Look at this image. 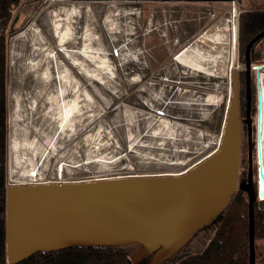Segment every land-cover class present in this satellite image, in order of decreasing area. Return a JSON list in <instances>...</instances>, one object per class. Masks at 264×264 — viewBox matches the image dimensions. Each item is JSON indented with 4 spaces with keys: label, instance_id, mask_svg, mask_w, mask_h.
Masks as SVG:
<instances>
[{
    "label": "rangeland",
    "instance_id": "1",
    "mask_svg": "<svg viewBox=\"0 0 264 264\" xmlns=\"http://www.w3.org/2000/svg\"><path fill=\"white\" fill-rule=\"evenodd\" d=\"M72 8L77 10L74 36L65 45L82 49L90 22V44L106 51L113 73L101 68L98 59L89 64L100 75L86 76L59 46L54 11L65 18ZM254 9H264V0H23L8 37V184L180 173L215 153L232 99L234 63L240 62L239 45L234 50L228 37L220 35L221 22L228 18L238 25L239 14ZM201 34L219 38L201 43ZM196 45L223 55L215 62L202 60L210 70L199 61L177 59L187 46ZM64 69L89 94L83 116L65 132L49 99ZM157 109L174 117L159 115ZM33 168L37 176L31 177L27 173ZM246 173L247 165L244 178ZM218 224L219 219L199 231L180 253L203 250ZM138 247L133 245V252ZM255 253L256 264H264V239L257 240Z\"/></svg>",
    "mask_w": 264,
    "mask_h": 264
},
{
    "label": "water",
    "instance_id": "2",
    "mask_svg": "<svg viewBox=\"0 0 264 264\" xmlns=\"http://www.w3.org/2000/svg\"><path fill=\"white\" fill-rule=\"evenodd\" d=\"M247 44L249 81L252 46ZM261 66L256 67L259 69ZM261 101V93H260ZM238 70L220 150L180 174H143L87 181L8 184L6 189V254L17 264L36 252L72 246L139 245L134 263L162 264L180 253L191 239L222 219L238 185L240 165ZM250 122V121H249ZM258 117V188L264 202V163ZM244 190L249 199V264H256L252 173Z\"/></svg>",
    "mask_w": 264,
    "mask_h": 264
},
{
    "label": "trees",
    "instance_id": "3",
    "mask_svg": "<svg viewBox=\"0 0 264 264\" xmlns=\"http://www.w3.org/2000/svg\"><path fill=\"white\" fill-rule=\"evenodd\" d=\"M240 1V0H237ZM23 0H0V264H10L6 254V189L8 186V40L19 21L15 13ZM264 29V9L246 10L238 16L239 59L245 63L249 41ZM259 41H257L258 43ZM255 43L251 58L258 63L264 58ZM254 203L255 250L258 239H264V202L255 189ZM133 245L72 246L57 251L36 252L17 264H138L130 260ZM139 246V245H138ZM249 199L238 190L213 237L203 250L179 253L162 264H249Z\"/></svg>",
    "mask_w": 264,
    "mask_h": 264
},
{
    "label": "bare ground",
    "instance_id": "4",
    "mask_svg": "<svg viewBox=\"0 0 264 264\" xmlns=\"http://www.w3.org/2000/svg\"><path fill=\"white\" fill-rule=\"evenodd\" d=\"M76 12H77L76 8H72L71 10L66 12L67 16L64 18L60 16L58 12L54 11V15H55L53 19L54 30L56 31V34L59 39L58 40L59 46L72 59L74 65H76L79 68L80 72L84 73L86 76H99L100 75L99 73H95L96 69L90 68V64H89V61L98 62V59H100L101 68L103 69L107 68L110 71V73H113V70L110 67L111 65H110L109 58L107 57L106 51L104 49H101L98 52L97 50L93 49V47L90 44V40H92V37L94 36L93 30L91 28V24L89 25L90 22L87 23L88 25H86L85 27L82 49L75 51L65 45V41H68L74 36L73 21H74V14ZM219 31L222 37L225 36L224 29H220ZM207 37H211L214 41L219 38L218 36L216 37V35L214 34H209L203 37L204 40L207 41ZM50 52L52 53V56L55 57L54 51L50 50ZM220 54L223 55L221 52L217 50H215V52H207L203 48H201L199 45H196L182 52V54L178 55L177 58L181 62L189 63V64L193 60L195 62L199 61L197 65L199 66L201 65L202 66L201 68L203 69L206 68L207 70H210V67H205V64L202 63V60H207L208 62L209 60L210 62L212 60V62H215L217 56H219ZM37 65H38V61L33 60V66H37ZM48 70L46 69L44 72L46 77H48V74H49ZM58 77H59V84L57 86V92L52 93L51 95H49L50 97L49 96L48 97L51 100L52 106L56 105L60 128L62 129L63 132H65L66 129L73 130L75 128L76 121L80 120L81 117L83 116L84 109H85L84 105L86 106L87 104H89L88 99L86 98V96L89 98V94L87 93L88 91L85 92L81 90L79 81L75 80L73 75H71L68 72V69L60 70ZM263 80H264V75H263ZM260 93L262 94L261 96V102L263 103L262 109H264V85L262 86V92ZM52 110H53V107H52ZM163 123L165 124L164 121ZM165 125L170 127L169 123ZM261 125H262L261 135H262V144H263L262 154H263V163H264V111H263ZM100 132L102 133L103 131L100 130ZM33 142L32 143L27 142V144H29L32 147L33 145H35ZM17 160L19 162V158H17ZM34 168L29 170V173H27V175L30 174L32 177L33 176L32 170H34Z\"/></svg>",
    "mask_w": 264,
    "mask_h": 264
},
{
    "label": "flooded vegetation",
    "instance_id": "5",
    "mask_svg": "<svg viewBox=\"0 0 264 264\" xmlns=\"http://www.w3.org/2000/svg\"><path fill=\"white\" fill-rule=\"evenodd\" d=\"M197 40L198 41L200 40L201 43H204V39L200 36L198 37ZM191 44H193V42ZM257 46L262 48V53H263L262 55H264V36L259 40V42L257 43ZM188 48H191V47L187 46L183 51H181V53L178 52L179 55L182 54V52L186 51ZM253 60L254 59L251 58L249 81H248V74H247L246 59H245L244 64L239 62L240 67H241L238 71V97H239V108H240V112H239L240 114V165H239L238 185H237L236 192L241 189L244 190L243 186H246L249 180V172L251 171L252 179H253L254 170L256 173L255 174L256 187L258 188V167H259L258 117H259V112H260V104H261V109L263 107V103L260 101V92H262V86L264 85V80H263L264 73H261L264 71V58L261 59L260 62L258 63L254 62ZM258 66H261V67L257 69L256 67ZM148 83L151 84V83H158V82L149 81ZM137 92L139 91L137 90ZM164 93L166 95V91H164ZM137 96L139 98V93H137ZM137 104L140 105V102L137 101ZM139 110L140 108L137 107V112H139ZM263 111L264 109H262V116H263ZM163 116H167L171 118L174 117L173 115L167 112H165ZM261 131H262V128H261ZM218 150H220V147L215 152H217ZM189 161H190V158L188 157V160H185L184 164L189 163ZM201 161L202 160L192 162L191 164H189L187 168H185L184 171L180 173H184L188 171L190 168H192L193 166H195ZM245 165H247L246 178H244ZM180 173L164 171V172H154L150 174H169L171 175V174H180ZM140 175H143V174H140ZM257 188H256V193H257ZM247 197H248V193H247Z\"/></svg>",
    "mask_w": 264,
    "mask_h": 264
},
{
    "label": "built area",
    "instance_id": "6",
    "mask_svg": "<svg viewBox=\"0 0 264 264\" xmlns=\"http://www.w3.org/2000/svg\"><path fill=\"white\" fill-rule=\"evenodd\" d=\"M221 23L223 26L221 28H224L227 31V35L225 34V38L228 37L230 44H231V47L234 46V50H236L238 48V45H239L238 44V25L236 23H233V21L230 24L228 18H224ZM206 32L207 31H205V33ZM201 36H204V34H201L200 37ZM229 37H231V39ZM235 54H236V52H235ZM235 59H236V57H235ZM235 62H237V63L233 62L234 63L233 71H234V69L239 70L241 68L240 63L238 62V59ZM123 176H131V175H123ZM112 177H118V176H112ZM33 183H39V182H33Z\"/></svg>",
    "mask_w": 264,
    "mask_h": 264
}]
</instances>
